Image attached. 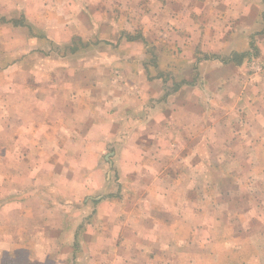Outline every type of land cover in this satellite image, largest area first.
Instances as JSON below:
<instances>
[{"label": "crops", "instance_id": "crops-1", "mask_svg": "<svg viewBox=\"0 0 264 264\" xmlns=\"http://www.w3.org/2000/svg\"><path fill=\"white\" fill-rule=\"evenodd\" d=\"M5 3L12 10L0 6V28L7 32L0 51L18 52L29 46L23 63L36 54L39 65L37 83L28 80L21 98L24 118L42 117L40 131L23 123L22 133L33 129L39 135L30 140L36 152L28 149L20 160L25 170L18 183L21 192L32 187L29 196L39 197L45 181L54 180L55 191L57 183L62 188L71 181L73 198L87 195L86 207L75 204L80 215L88 214L87 223L77 226L80 234L75 228L71 241L75 255L92 249L84 263L105 264L95 252L107 257L112 250L120 253L123 245H133L120 254L131 264L141 257L142 264H151L148 259L153 257L164 260L160 253L149 256L143 251L164 241L155 230L173 228L154 215L159 213L158 203L153 209L146 206L154 217L139 219L143 208L131 207L135 194L146 191L143 204L150 198L174 200L178 192L172 182L178 176H173V167L195 164V155L216 146L223 132L238 134L231 112H242L246 124L255 119V112H263L258 117L264 118V0H150L149 13L130 18L123 5L121 13H99L94 0ZM133 29L143 31L132 33ZM18 63L14 60L12 67L32 72L28 62ZM245 70L247 78L241 76ZM12 94L17 95L18 88ZM208 120L210 125H203ZM191 131L201 137L188 146ZM176 151L182 152L176 156ZM198 159L197 164L204 163V156ZM152 181H164L160 192L154 184L149 186ZM30 208L23 211L26 227L43 231L40 242L69 244L54 235L63 229V206L40 208L37 215L28 212ZM50 212L53 222L46 221ZM78 219L67 225L73 229ZM126 229L134 232L129 236ZM112 230L117 235L109 237ZM11 237L0 225V264H7L5 257L19 264L47 263L48 259L34 257L38 250L34 240V247L23 250L24 256L15 257L20 238ZM115 255L116 263L110 264H126ZM73 258L71 264H79Z\"/></svg>", "mask_w": 264, "mask_h": 264}, {"label": "rangeland", "instance_id": "rangeland-1", "mask_svg": "<svg viewBox=\"0 0 264 264\" xmlns=\"http://www.w3.org/2000/svg\"><path fill=\"white\" fill-rule=\"evenodd\" d=\"M40 1L42 0H37V2ZM104 1L105 5L102 3ZM94 3L99 13L106 10L121 13L120 10L123 5V11L128 15V18L134 14L143 15L142 13L146 11L149 13L151 10L150 0H94ZM5 5H7L5 0H0V6L11 12L12 6ZM16 29L19 31L27 30L18 27ZM38 29H36V32H39ZM136 31L142 32L143 30L133 29L132 33ZM0 32V34H3L0 40L4 38V41H6V30L0 28ZM256 40L254 39L255 42ZM28 47L18 49V52L0 51V225L3 226L5 236H9V239L12 238L11 236L20 238L17 246L18 254L15 255L18 259L22 255L24 256L22 252L25 251V247L29 249L34 247V240L38 244V250L35 251L34 257L39 256L42 261L48 259L46 264H66L68 262L71 264L73 257L78 258L79 264H85L84 258L92 253V249H88L90 251L83 250L81 254L75 255L71 241L73 240L72 235L75 228L77 230L80 223L83 225L87 223V219L85 220L86 223L84 219L88 214H84L83 211V215H80L76 211L75 205L86 207L87 195L78 196V199L73 198L71 191L74 184L71 181H69L70 186L62 188L57 183L58 191L63 190L60 194L53 189L56 187L54 180L51 182L47 180L43 185L44 193L39 197L29 196L32 187H27L30 190L22 193L21 188L18 186L21 180L20 174L25 171L20 160H22L28 149H30V154L36 152V148L30 146V140H33L32 138L35 135H39V131L42 129L39 124L42 117H23L22 112H24V109L22 106L23 100L21 99L23 85L28 80L35 83L38 81V56L35 54L34 58L30 57L25 61V63L28 62L32 66V72H25V69L18 70L17 67H12L14 60L19 61V65L23 63L28 55ZM49 48V46L46 48L48 54L51 52ZM253 53L256 54L257 52ZM244 73L241 76L246 77V70ZM17 88L18 94L13 96L12 90ZM44 111H48V109ZM231 113L234 114L233 124L234 128L238 130V134L234 131L231 133L228 129L231 134L223 132L221 138L215 141L216 146L202 149L204 155H195V164L184 163L173 167V176L178 177H174L172 185H174L176 193H179H177L178 197L174 200L170 199L167 203L166 201L161 202V199L158 198H150L147 201L144 200L145 204H143L142 199L146 197L144 195L146 191L140 189L135 194V201L131 207L139 205L140 208H143V212L138 217L139 219L145 218L144 216L154 217L150 209L147 212L148 207L153 209L158 203L156 211L159 213H154V215L168 221V224L173 228L155 230L156 234L160 236L159 239L164 238V241L158 247L153 246L148 251L144 250L143 254L157 256L160 253L164 260L154 261V257L153 259L149 258L151 264H264V118L258 117V113L262 114L263 112H255V119L251 118L248 124L243 123L244 116H241L242 112ZM221 117L223 118V116ZM24 122L31 124V126H37V129L39 128L38 133H35L32 129L30 132H23V134ZM210 122L212 121L208 120L203 125L208 126ZM200 137L198 131L197 133L191 131L185 145L192 146L196 144ZM207 140L211 141L210 135ZM182 151H176V156H179ZM202 156H204V163L197 164L198 158H201L200 161H202ZM11 158L15 162H12ZM48 168L52 169L53 167L48 166ZM163 182L152 181L149 186L154 184L157 188L156 193H158V191H161L159 184ZM72 199L74 203H71ZM55 202L59 204H55ZM122 202L124 200L119 203L122 204ZM60 203H63V205ZM29 206L31 208L28 212L33 211L35 215L39 213L40 208L50 210L63 206L64 212L61 213L63 229L61 231L56 230L59 233L54 235H59L63 242L69 241V244L46 245L40 242L44 237L43 231L37 229L33 231L32 228L26 227L27 217L23 211ZM199 207L200 212L197 211ZM53 214V212L48 213L47 222L54 221ZM35 215H30L29 218L32 219ZM78 216L81 218L78 219V221L80 220L79 223L71 229L72 227L67 224ZM79 228L76 232L80 234L82 228ZM126 230L129 236L134 232L130 229ZM48 232L47 229L46 233L48 234ZM135 232L138 233L140 230L138 229ZM151 234L154 235V231ZM116 235V232L112 230L109 237ZM82 247L83 245L80 246L79 250H82ZM131 247L133 245H123L120 253L112 250V255L107 257H103L97 252L95 254L97 260L105 264L116 263L112 258L113 254H116L115 257L122 259V262L125 261L126 264H131L132 260L120 255L126 253ZM54 252L56 253L53 254ZM30 254L33 257L32 252ZM134 259H138V257L134 256ZM144 261L145 259L141 257L136 260V264H142ZM4 263L19 264L17 260L12 262L7 260L6 257Z\"/></svg>", "mask_w": 264, "mask_h": 264}, {"label": "trees", "instance_id": "trees-1", "mask_svg": "<svg viewBox=\"0 0 264 264\" xmlns=\"http://www.w3.org/2000/svg\"><path fill=\"white\" fill-rule=\"evenodd\" d=\"M237 57H239V58H240V57H241V58H243V57H244V55L237 56ZM236 61H237L239 64L241 63V61H240V60H238V59H237Z\"/></svg>", "mask_w": 264, "mask_h": 264}]
</instances>
